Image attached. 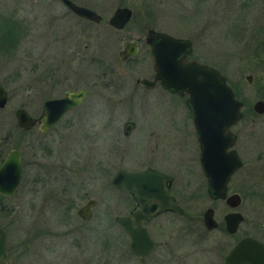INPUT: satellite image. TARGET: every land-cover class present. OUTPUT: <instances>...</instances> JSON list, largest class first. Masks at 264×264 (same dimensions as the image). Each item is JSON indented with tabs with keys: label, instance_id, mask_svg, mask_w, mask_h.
Masks as SVG:
<instances>
[{
	"label": "rangeland",
	"instance_id": "1",
	"mask_svg": "<svg viewBox=\"0 0 264 264\" xmlns=\"http://www.w3.org/2000/svg\"><path fill=\"white\" fill-rule=\"evenodd\" d=\"M82 1L89 3L91 8L102 15L103 21L98 25L91 24L86 35L74 32L75 43L69 56L67 52H62L61 44L54 41L56 34L48 26L55 19L50 15L61 14L62 7L59 8L52 0H0V36L4 21L17 22L21 28L12 52L0 47V82L9 95L6 107L0 110V146L5 142L2 147L3 157L10 149H20L25 153L24 158L28 159L25 179L15 194L5 199L0 197V206L8 208L7 214L0 216V225L8 233L12 264H41L43 260H51L57 252L58 255H69L71 264H82V259L87 264H137L128 248V235L114 221L116 215L130 210L131 201L116 191L109 180L119 167L132 170L137 164L153 160L160 166H174V162H178L176 153L182 152L186 157H193L195 147L188 128L189 122L182 118V105L160 90L144 91L135 84L137 77L149 76L151 73L147 47H140L137 56L129 64L121 62L118 51L126 41L141 37L137 25L139 17H157L160 28L176 35H204L207 43L199 51L211 55L228 54L231 50L234 41L232 31L229 30L230 17H264V0ZM119 6L129 7L133 14L123 30L115 31L109 27L107 19ZM204 17H219L220 24L206 31L202 25ZM62 24L63 20L54 22V25ZM82 53L90 59V95L93 97L90 98L88 109L91 113L84 118L80 117V113L74 114L73 127H66L65 122L59 126L60 129L45 136L39 137L37 133L23 134L17 126L15 110L23 103L32 109L36 94L46 91L50 95L52 92L48 85L51 84L49 79L43 84L37 82L40 68L75 61L71 63L75 71L81 57L75 59L73 54L79 56ZM100 61L111 62L122 69L121 88L103 87L104 81L100 79L98 68ZM131 64L134 68L129 69ZM249 71L242 68L236 78L240 79L241 84L238 86L242 95L253 101L259 84L247 85L244 75ZM252 71L256 79L259 78L257 80L264 77L263 69ZM77 73L75 80L83 77L79 74L77 76ZM62 88L59 85L53 93L59 94ZM129 99L132 100V107H129ZM127 119L135 121L137 128L140 126L138 132L137 128L134 129V133H137L133 138L132 135H122L123 123ZM256 119L258 121L252 123L250 117H245L233 128L237 134L235 148L245 164L229 184L231 189H244L248 157L257 153L253 148L264 146V130L259 134L254 133L260 126L264 127V117ZM145 128L155 131V136L159 137L158 145L153 148L155 156L151 144L144 143L145 148H141V136ZM174 130L179 134L173 137ZM81 132H84L85 137L80 142L78 135ZM168 140L174 146L171 150L165 146ZM36 144L41 153L37 157L34 156ZM188 177L191 182L187 189L200 190L203 178L199 174ZM179 181L183 182V179ZM84 192H88V197L97 201L94 216L86 224L76 212L86 202ZM240 193L243 195L244 192ZM70 199L76 208L67 213L69 211L63 209ZM245 202L241 210H244ZM195 205L203 206L200 210L202 212L208 202L199 200ZM216 206L217 212L221 214L223 204L218 203ZM254 211H257L255 205L251 209V212ZM169 218L159 217L157 221ZM72 241L75 244L81 243V255L76 248L74 252L64 251ZM50 243L55 249L49 248L45 256L43 244Z\"/></svg>",
	"mask_w": 264,
	"mask_h": 264
},
{
	"label": "flooded vegetation",
	"instance_id": "2",
	"mask_svg": "<svg viewBox=\"0 0 264 264\" xmlns=\"http://www.w3.org/2000/svg\"><path fill=\"white\" fill-rule=\"evenodd\" d=\"M70 1L78 6H82L96 12V10L91 8L90 5H88L89 3L87 2L84 3V1L82 0H70ZM195 1L200 2V1H209V0H199V1L195 0ZM52 2H54L57 6H59V8L62 7V12L61 14L50 15V17H54L55 19L53 23L49 24L48 26L51 27L52 29L51 31L53 32V34H56L54 35V41L61 44L62 52L63 53L67 52L68 55L70 56L69 51L71 50L73 44L75 43L74 32L77 31L78 33H82L85 35L88 34L89 26L91 24H95V25L100 24L103 21V17L101 15L102 19L99 22H92L90 20H87L83 17L76 15L61 0H52ZM119 7H124V6H119ZM131 18L132 15L129 21L125 24L124 28L130 22ZM230 18L231 19H229L230 21L229 30L232 31L233 34L232 39L234 41V44L232 43L231 50L228 52V54L224 53L222 55L219 54L211 55L210 53L207 52H200L199 49H202L201 47H204L207 43L206 37L204 35L202 36L201 34L196 35L191 33L187 35L173 34L158 26L159 20L157 17H148V19L146 17H139L137 21V25L139 27L138 31L141 33V37L126 41L123 44L122 48L118 51V56L121 62L125 64H129V62H132L137 56L138 52L141 49L140 47H142L143 45L147 47V53H148L147 58L150 59L151 73L149 74V76L143 75L137 77L135 80V84L144 91L160 90L165 94H167L169 98L172 97L174 100H176L179 105L180 104L182 105V107L184 108L182 118H185L189 122L188 128L190 130V133L192 134L194 140V147H195V152L193 157L191 155L189 157L188 156L186 157V154L184 153L182 154V152L180 154L176 153L178 162H174V166L171 167H167L166 165L160 166L156 163V160H153L150 163L137 164V166L132 170L119 167L115 171L116 173L119 169H124L130 172H138L144 170L145 168H150L169 175L171 177V181H169L167 185L169 187L170 194L173 197L176 204L178 205L179 209L181 210V213L175 212L173 210L163 211L152 217L150 220L143 222L148 232L149 238L153 242V246L152 249L149 251V253L143 258V260H141L138 256H136L134 253H132L129 250L130 253L133 255V257L135 258L137 264H235L236 260L239 259L238 257L239 255H237L236 258H234V260L233 259L227 260V258L229 257V254L233 250H235V247L242 240L246 242V245L244 246L243 249L244 255L241 257V259H250V262L248 263L243 262L241 264H264V146L259 145L253 148V150L257 151V153H255L252 150L255 154L253 155L250 153L252 156L248 157V159L249 158L250 159L248 160L249 166L247 168V172L245 176L246 182L244 185V189L241 191L238 189H231L229 186L235 174L245 164L235 148V144L237 141V134L233 131V128L236 127L245 117H250L252 123H256L258 121L256 119L257 117L258 118L264 117V111L258 112L255 109L257 102H262V105L264 107V77L260 78L259 81L257 80L259 78L256 79V74H254V72L252 71L254 69L264 70V17H234L233 19L232 17ZM60 20H63L64 24L60 26L54 25V22ZM67 21H69L68 24ZM107 24H108V19H107ZM219 24H220L219 17H204L202 21V25L204 26V29L206 31L210 30L211 28L217 27ZM109 27L115 31L116 30L120 31L124 29V28L116 29L110 25ZM53 28H55L56 30ZM152 31L163 32L176 38L189 40L191 43V50L189 54H187L186 59L194 60L217 69L225 77L228 85L231 86V88L233 89L236 98L242 103L241 110L243 113V117L238 122V124L232 127V132L236 136V140L233 148L240 157L242 161V165L237 169V171L231 177L228 183L227 195H226V198L234 194H238L240 196V203L236 207H230L226 202V198L225 199L212 198L208 192L206 177L204 175L200 162V145L198 143L195 127L193 125L191 110L188 108L186 104L187 95H179L173 93L165 89L159 83V81H157L156 84L151 88L145 87L142 84L137 83V80L139 78H147L149 80L154 79L155 73L152 63V54H151L150 46L147 43V37ZM23 36H24V32H23ZM128 43L134 44L137 51L134 55L123 58L120 52ZM73 57L75 59L77 57H81V62H79V64H77L76 67L78 73L76 72V68L75 71H73V68L71 66L72 62L70 63L62 62V65L60 64L61 63L60 62L56 65L55 64L51 65L48 68H40L39 70L40 73L36 78V80L38 83L43 84L47 82L49 79L51 81V84L48 85L52 92L50 95H48L46 91L44 92L42 91L39 94H36V98L32 109H28L26 103L21 104L19 108L24 109L29 116H31L36 120V123L29 129H24L18 126L17 123V126L19 127V129L23 134L37 133L39 137L45 136L51 132H54L55 130L60 129L59 126L65 122H66V127H73L74 121L72 117L74 116V114L76 115L80 113V117L83 116L84 118L87 114L91 113L90 110L88 109L90 106V98L93 97L90 95V88H91L90 87L91 83L89 81L90 59L84 53L80 54L79 56L73 54ZM74 63L75 61L72 64ZM64 64L65 66H63ZM235 64L240 69H237V67H235ZM98 68L100 71V79L102 78L101 80L104 81V83L102 84L103 87L105 86L106 89H117L120 86L121 88V85H123L121 81L122 69H120L119 67L118 68L115 67V65L112 64L111 62H105V61H100ZM132 68L134 67L131 64L129 69ZM242 68L251 70L244 75V80L247 82L248 86H251L257 82L259 84L257 92L254 93L256 96L255 98L253 97V101H250L247 97L245 98L242 95V91L238 86L241 83L239 81L240 79L236 78V75L238 71L241 70ZM37 69L38 68H36V70ZM76 73L77 76L80 75V77L82 76L83 77L79 80L78 79L75 80L74 77H76L75 76ZM97 77L99 78L98 75ZM59 85L63 86L61 92L59 94H54L53 93L54 89L58 88ZM81 90L84 91V96L82 100L76 106H73L70 109L66 110L62 114L61 118L48 130H42L41 118L44 111L45 101L53 100V99H62L67 97L68 93H76ZM130 99H132V96L130 97ZM130 99L128 100V103H129V107H132L131 105L132 100ZM38 101H39V105H37ZM4 108L0 110H3ZM14 116H15V112H14ZM126 122L134 123L133 128L130 130L128 134L124 133V125ZM139 127L140 126H138L137 128L135 121L127 119L123 123L122 135L124 137H130L132 135L131 137L133 138L134 137L133 135H135L139 131ZM135 128L138 129L136 133H134ZM263 130L264 127L260 126L258 129H256L254 133L259 134ZM143 131L144 132L141 136V146H142L141 148L142 149L145 148L144 143L148 145L151 144L152 145L151 151L153 153L154 146L158 145L157 143L159 141L158 139L159 137L155 136L156 133L153 130H149L145 128ZM177 133L178 131L174 130L173 137L176 136ZM78 136H79L78 137L79 141L81 142L84 140L85 134L84 132H81L79 133ZM35 143L38 142L35 141ZM4 144L5 142H2L0 146V152L2 155H3L2 147ZM38 144L35 145L36 146L34 151L35 157H37V155L39 156L40 153L39 149H37ZM171 144L172 143L170 142V140H168V143L165 144V146L171 150V148L174 147ZM16 150H18L20 153V161L22 167V176L20 180V184H21L26 176L25 170L28 159L24 158L25 156L24 152L22 153L20 149H16ZM44 150L49 151L47 148H44ZM8 152L4 155V157L8 154ZM153 155L155 156V153H153ZM137 156H139V153ZM4 157H2L0 164L4 159ZM197 174H199L204 180L203 185H201V189L188 190L187 185L190 184L191 182V179L188 176L192 177L193 175H197ZM179 179H183V182H180ZM118 192L121 195L122 194L126 195L128 198H130L131 201V208L125 214H128L130 211H133L134 209L138 208L137 202L133 199V197L130 194L120 191ZM240 192H244L243 195ZM12 196H5L0 194V197H2L3 199ZM83 197L86 199V202L82 204L80 207H78L76 211L77 215H78V211L83 206H85L90 200L94 201V205L90 208L91 217L88 221L83 220L78 215V217L84 222V224H86L94 216V207L96 206L97 201L93 198H89L88 192H84ZM199 200L200 201L204 200V202H208V205L204 207L205 209L202 212H200V210L202 209L203 206L200 207V205L197 206L195 205V203L198 202ZM244 201H246L245 208L244 210H241V206ZM66 203L67 205L65 206V209L61 207L64 211L65 210L69 211V212L67 211L65 212L70 213L71 210L76 208L75 204L72 203V199L68 200V202ZM218 203L223 204V210L221 214L220 212H217L218 209L216 205ZM254 205L257 211L251 212V209ZM6 209L8 208H6L5 206H0L1 217H4L7 214ZM208 209H212V216L213 219L215 220V226L212 228H208L204 222V214ZM230 213H239L242 216V220L237 224H235L236 228L234 230H228L227 227L228 225L227 222L225 221L226 215ZM125 214H120V215H125ZM165 216L170 217L169 220L160 221V222L157 221L159 217H165ZM170 219L172 220L170 221ZM0 227L3 229V231L6 234V242H7V259L0 264H12L10 262L8 233L5 227L1 225ZM117 227L119 226L117 225ZM55 244L57 245V243ZM43 245H44L43 249L45 250V256L49 248L51 250L55 249L53 247V244L51 243L48 245L47 244H43ZM81 246L82 245L80 242H77L75 244V242L72 241L68 244L66 250L64 251L74 252L76 248L79 255H81L82 252ZM68 256L65 253H61L58 255L57 252L56 255L52 257L51 260L49 261L43 260V263L41 264H71V262H69L71 261V259H69L70 257ZM82 264H87V262L84 259H82Z\"/></svg>",
	"mask_w": 264,
	"mask_h": 264
},
{
	"label": "water",
	"instance_id": "3",
	"mask_svg": "<svg viewBox=\"0 0 264 264\" xmlns=\"http://www.w3.org/2000/svg\"><path fill=\"white\" fill-rule=\"evenodd\" d=\"M61 1L80 17L92 22H99L102 19L101 15L93 10L78 6L70 0ZM131 15L132 10L129 7H117L108 18V24L113 28L122 29ZM147 43L150 46L155 75L153 80L139 78L137 83L151 88L159 81L165 89L179 95H187L186 104L192 113L208 192L212 198L225 199L228 183L242 165L240 157L233 148L236 136L232 132V127L243 117L242 103L217 69L186 59L191 50L189 40L152 31L147 37ZM136 51L134 44L128 43L120 54L126 58L134 55ZM83 96L84 91L81 90L68 93L67 97L62 99L46 100L41 129L48 130L66 110L76 106ZM7 100V90L0 82V109L5 107ZM255 109L263 112L262 102H257ZM15 116L18 126L24 129H29L36 123V120L22 108L15 111ZM133 126V122H126L124 133L128 134ZM21 176L20 153L16 149L10 150L0 164V194L12 196L20 184ZM169 181H171L169 175L150 168L138 172L119 169L110 180L113 188L130 194L137 202L138 208L125 215H116L114 221L129 236V250L141 260L153 246L143 222L167 210L181 213L170 194L167 185ZM226 202L230 207H236L240 203V196L230 195L226 198ZM93 205L94 201L90 200L78 211V215L88 221L91 217L90 208ZM241 220L242 216L239 213L226 215L228 230H234L235 224ZM204 222L208 228L215 226L212 209L206 210ZM245 245V241H240L227 260H234L239 255L235 264L250 262V259H241ZM6 259V234L0 227V263Z\"/></svg>",
	"mask_w": 264,
	"mask_h": 264
},
{
	"label": "trees",
	"instance_id": "4",
	"mask_svg": "<svg viewBox=\"0 0 264 264\" xmlns=\"http://www.w3.org/2000/svg\"><path fill=\"white\" fill-rule=\"evenodd\" d=\"M2 26V36H0V47L2 50L13 51L17 44L18 36H20V25L14 21H4ZM19 34V35H18ZM3 155L0 152V161Z\"/></svg>",
	"mask_w": 264,
	"mask_h": 264
}]
</instances>
